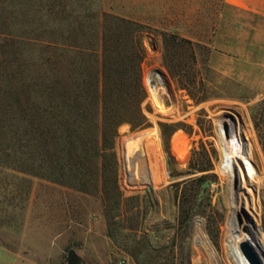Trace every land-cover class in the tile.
<instances>
[{
  "label": "rangeland",
  "instance_id": "obj_1",
  "mask_svg": "<svg viewBox=\"0 0 264 264\" xmlns=\"http://www.w3.org/2000/svg\"><path fill=\"white\" fill-rule=\"evenodd\" d=\"M104 1L109 8L111 3L139 0ZM146 3L158 18L172 8L190 9L193 15L181 34L203 31L209 40L208 47H196L197 64L191 49L183 50L187 65L176 68L180 74L172 78L164 67L162 41L153 47L145 39L149 97L144 106L151 105V110L145 108L149 125L133 129L125 123L129 130L119 135L118 152L121 191L131 194L143 186L150 188L149 215L136 230L123 218V202L117 217L118 206L104 204L99 193L83 194L0 162V242L31 259L46 264H241L236 233L255 213L264 223V147L252 116L253 106L264 98V18L222 0ZM156 68L167 74V80ZM197 71L201 77H196ZM192 95L204 100L196 103ZM201 110L207 113L202 115L203 129L197 123ZM161 122L193 127L191 134L179 129L177 141L178 134L172 135L176 157L172 168ZM201 141L213 143L217 150V177L195 188L185 203L182 186L173 183L188 177L182 172L192 147Z\"/></svg>",
  "mask_w": 264,
  "mask_h": 264
},
{
  "label": "trees",
  "instance_id": "obj_2",
  "mask_svg": "<svg viewBox=\"0 0 264 264\" xmlns=\"http://www.w3.org/2000/svg\"><path fill=\"white\" fill-rule=\"evenodd\" d=\"M104 2L0 0V162L83 194L99 193L104 204L118 206L116 216L121 217L119 135L113 127L149 125L145 108L151 110V105L144 106L149 97L145 39L153 47L162 41L164 67L172 78L180 74L176 68L187 65L183 50L189 47L197 64L196 47H208L209 40L203 31L181 34L193 15L190 9L172 8L158 18L146 0L111 3L109 8ZM200 74L197 71L196 77ZM199 114L197 123L203 129L202 115L207 113ZM252 116L264 147V98L253 106ZM160 126L172 168V135L179 129L191 134L193 127L182 122ZM179 139L178 134L175 141ZM215 158L213 143L201 141L192 147L182 172L188 177L173 183L182 186L185 203L195 188L217 177ZM198 172L203 174L196 176Z\"/></svg>",
  "mask_w": 264,
  "mask_h": 264
},
{
  "label": "crops",
  "instance_id": "obj_3",
  "mask_svg": "<svg viewBox=\"0 0 264 264\" xmlns=\"http://www.w3.org/2000/svg\"><path fill=\"white\" fill-rule=\"evenodd\" d=\"M227 4L235 9L245 10L250 13L261 15L264 18V0H226ZM129 127L125 123H119L113 127L117 135L125 132ZM180 130L174 133L180 134ZM120 137V136H119ZM151 210V204L145 190L133 193L124 192L122 206L123 218L127 226H132L140 230ZM0 264H46L34 259L28 255L15 251L8 245L0 242Z\"/></svg>",
  "mask_w": 264,
  "mask_h": 264
},
{
  "label": "bare ground",
  "instance_id": "obj_4",
  "mask_svg": "<svg viewBox=\"0 0 264 264\" xmlns=\"http://www.w3.org/2000/svg\"><path fill=\"white\" fill-rule=\"evenodd\" d=\"M246 242H251L256 246L264 261V223L259 213H255L247 219L246 226L236 233L234 242L240 263L253 264L244 251Z\"/></svg>",
  "mask_w": 264,
  "mask_h": 264
},
{
  "label": "water",
  "instance_id": "obj_5",
  "mask_svg": "<svg viewBox=\"0 0 264 264\" xmlns=\"http://www.w3.org/2000/svg\"><path fill=\"white\" fill-rule=\"evenodd\" d=\"M156 69L158 70L159 74L165 80H167V74L162 69H159V68H156ZM163 100L165 102H167L165 96L163 97ZM223 116L228 118V117H233L234 115L225 114ZM244 251L253 264H264V261L260 255L258 249L256 248V246L253 243L246 242L244 244ZM70 262L73 263V257H70Z\"/></svg>",
  "mask_w": 264,
  "mask_h": 264
}]
</instances>
